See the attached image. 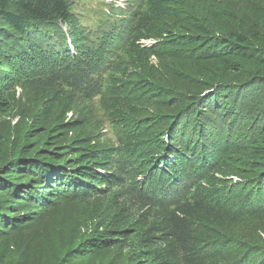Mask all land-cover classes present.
Here are the masks:
<instances>
[{"label": "trees", "instance_id": "16d2710c", "mask_svg": "<svg viewBox=\"0 0 264 264\" xmlns=\"http://www.w3.org/2000/svg\"><path fill=\"white\" fill-rule=\"evenodd\" d=\"M230 15L221 6H189L187 0H151L139 15L128 47L134 78L129 85L114 79L110 98L120 107L128 104L125 101H146L177 112L151 121L121 120L124 129L133 127L126 133L132 141L129 144L134 145L128 151L97 150L85 135L58 144L71 129H81L82 122H47L53 96L46 101L53 104L43 118L32 117L22 133L13 134L12 142L2 140L0 237L31 224L38 210L51 208L59 199L85 193L95 183L109 182L122 188L124 205L131 204L139 213L140 263L256 264L259 257L264 258V253L250 248L251 238L241 233L244 221L264 217V16L258 30L250 29L243 18L236 19L238 27L230 26ZM70 20L68 0H0V91H5L9 80L36 73L37 65L44 69L50 62L72 58L70 49L77 56L88 51L81 50L87 37L75 31L67 38L68 44L54 41L55 36L64 38L59 25ZM57 74L65 83L82 85L83 73L78 67L65 66ZM86 85L99 90L91 82ZM185 85L193 92H183ZM15 102L14 96L0 94L1 119ZM181 116L188 120L185 127L193 124L194 128L182 142L184 146L176 147L174 133ZM165 118L166 144L157 136L139 139L147 127ZM230 120L231 127L239 131L244 125V137L205 148L209 163L188 156L202 146L204 128L215 122L230 128ZM234 131L238 130L233 129L231 136ZM134 132L136 138L131 137ZM150 145L165 149L167 156L145 158L142 153ZM118 157L126 158L127 163L120 161L117 169L108 170L109 162ZM223 167L247 178L232 184L233 175L223 174ZM140 176L145 177L135 182ZM125 177L136 183L131 192L125 189ZM103 229L101 223L89 228L70 254L85 258L128 239L129 231L116 226ZM7 260L9 256L3 264Z\"/></svg>", "mask_w": 264, "mask_h": 264}, {"label": "rangeland", "instance_id": "374dc122", "mask_svg": "<svg viewBox=\"0 0 264 264\" xmlns=\"http://www.w3.org/2000/svg\"><path fill=\"white\" fill-rule=\"evenodd\" d=\"M150 2L151 0H68L71 20L65 25H59L64 38L60 37L58 40L59 36H55L54 41L68 44L67 38L75 31L82 37H87L88 40L81 46V50L88 51L77 56L76 52L69 48L72 58H64L65 62L57 64L50 62L44 69L37 65L34 69L36 73L27 74L28 78L8 81L5 91H0V94L14 96L17 102L11 105L7 117L0 118V143L2 140L12 142L13 134L22 133L32 117L43 118L49 110V104H53L46 102L52 96L54 107L50 109L47 122H60L62 119L66 122L70 119L82 122L81 129H71L57 142L60 145L68 144L71 138L85 135L92 140L91 145L97 150L121 148L120 150L125 152L134 146L129 144L132 141L127 139L126 134L130 133L133 127L128 126L124 129V125L120 124L121 120L130 123L136 118H147L151 121L158 115H175L176 108L168 109L154 102L125 101L128 104L120 107L114 105L109 95L114 79L120 78L125 85H129L134 78L135 65L128 49L129 42L134 36L139 15L148 9ZM187 4L203 8L221 6L231 14L230 26L238 27L236 19L243 18L250 29L256 27L261 30L264 0H187ZM46 33L45 31L41 34L45 36ZM50 35L54 36V33ZM138 43L150 45L155 42ZM152 62L156 63L155 59L152 58ZM65 66H69L70 69L78 67L83 73L82 85L65 83L60 75H56V71ZM88 82H91L93 87L98 86L99 90L93 91L91 86L86 85ZM42 88L47 90L42 91ZM182 90L193 92V89L186 85ZM126 98L125 95L123 100ZM68 107L70 110L64 116V111ZM187 115L188 113H185V116ZM183 117L181 116L182 122L174 133L176 136L173 144L176 147L184 146L182 142L188 140L190 130L194 128L193 124L185 127L188 120H184ZM228 125L230 128H225L218 122L210 123L203 130V142L198 151L191 153L186 149L184 151L189 153L191 159L205 158L204 160L209 163L210 158L206 156L205 148L208 149L215 142L233 141L234 138L244 137V125H240L243 131L236 127L232 128V120ZM167 128L168 118H165L147 127L145 133L139 134V139L149 140L157 136L160 142L166 144ZM233 129L238 131H234V135L231 136ZM134 134L131 135L132 138L138 136ZM142 154L145 158L146 155H150V158L167 156L165 149L152 145ZM174 155L177 156L179 153L176 152ZM120 161L127 163L124 157L114 158L109 162L108 170L117 169ZM168 161L172 163V159ZM222 172L225 175H233L232 184L247 178L235 175L233 168L223 167ZM117 175L121 174L117 171ZM144 177H138L135 182L143 180ZM135 182L125 177L123 181L125 189L133 191ZM190 182L189 187L192 191L194 187ZM90 188L85 193L70 195L67 200L59 199L51 208L38 210L34 222L18 227L8 236H1L0 264H3L4 258L8 256L7 264H143L138 257L142 252L140 242L142 225L136 223L139 214L137 209L131 204L124 205L125 196L120 195L122 188L114 184L100 182ZM99 223L103 225V230L116 226L123 231H129L127 241L111 250L85 258H77L70 254L78 247L87 230ZM241 233L251 238L250 248H254L257 254L264 253V217L244 221ZM242 256L240 253L238 258L241 259ZM261 262H264L263 256L256 260V264Z\"/></svg>", "mask_w": 264, "mask_h": 264}]
</instances>
